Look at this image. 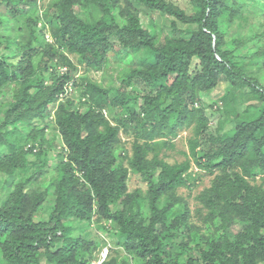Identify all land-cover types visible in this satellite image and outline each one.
<instances>
[{"label": "trees", "instance_id": "1", "mask_svg": "<svg viewBox=\"0 0 264 264\" xmlns=\"http://www.w3.org/2000/svg\"><path fill=\"white\" fill-rule=\"evenodd\" d=\"M117 1L49 0L40 8L38 0H0V51L3 45L18 51L15 60L0 54V172L12 178L13 186L0 206L2 259L6 264H91L96 242L73 236V231L77 222L98 220L111 221L109 227L142 264H261L264 185L251 179L264 174V43L259 45L264 22L260 32L241 33L252 13L245 0H190V11L169 0H135L172 18L173 35L162 39ZM78 6L87 19L76 13ZM41 18L55 26L54 43L43 45L37 36ZM19 19L26 28L1 36L5 25ZM193 24L196 29L190 28ZM235 25L239 38L228 40L227 32ZM25 29L30 40L22 42L19 36ZM124 49L144 52L145 58L125 69L119 85L75 78L77 62L87 70H101ZM72 79L85 98L81 105L70 97L60 100ZM222 80L234 92L248 89L257 100L248 109L259 105L261 112L238 118L232 130L210 132L202 95ZM58 101L55 122L67 154L60 176L46 185L39 178L49 161L43 150L26 147L21 132L31 130L28 137H40L45 144V130L35 123L44 122ZM184 127L192 130L189 153L171 163L162 156L163 148H173ZM122 133L133 134L127 158L117 152ZM193 163L215 173L201 200L209 209L208 219H219L222 233L203 236L200 257L183 262L186 250L171 257L165 237L179 234L172 227L187 226L186 215L171 218L177 203L187 210L177 193L194 181ZM130 171L147 184L145 192L127 190ZM50 196L44 208L47 218L42 219L39 211ZM143 201H148V218ZM238 223L246 224L230 236L228 231ZM101 264L120 262L106 257Z\"/></svg>", "mask_w": 264, "mask_h": 264}, {"label": "rangeland", "instance_id": "2", "mask_svg": "<svg viewBox=\"0 0 264 264\" xmlns=\"http://www.w3.org/2000/svg\"><path fill=\"white\" fill-rule=\"evenodd\" d=\"M40 8H44L49 0H38ZM173 3L179 5L180 7L186 9L187 11L191 10L190 0H169ZM246 1V10L251 11L250 15V24L246 23L244 30L241 32L243 34H248L249 31L260 32L261 25L264 22L262 17L264 13V0H245ZM117 4L123 10H132L139 15L142 23L148 29L155 30L162 39L165 35L172 36L171 23L172 18L163 16L158 12L149 10L141 3L135 0H118ZM43 11V10H42ZM41 11V15H42ZM76 13L87 19V14L83 12V9L79 6L75 9ZM93 11V10H92ZM98 15L101 14L98 10L95 11ZM118 12V11H117ZM102 15V14H101ZM26 22L23 20H13L10 26L5 25L1 30V36L11 37L16 32L20 31V28L25 26ZM27 26V25H26ZM25 26V28H26ZM184 25H180L183 27ZM185 27V26H184ZM190 28L196 29L197 25H190ZM37 36L43 41V45L47 42L54 43L55 39L53 33L56 31L54 25L50 24L49 21L41 18L39 24L37 25ZM239 31L237 26L232 27L227 32V39L233 40L234 38H239ZM30 30L25 29L19 36L22 42L30 40ZM264 39L259 43L262 45ZM33 46L38 48L39 44L33 43ZM256 48L253 47L251 50L254 51ZM244 50L241 49V53ZM18 51L16 47L12 49H7L5 45L2 46L0 54H6L10 59L15 60ZM72 59L77 62V57L71 55ZM36 57V63H37ZM145 58L144 52L132 53L130 50L124 49L122 51L121 57L112 58L108 65L101 70H87L83 64H79V70L75 76H88L95 82H99L105 86H117L122 81V76L125 73L126 68H133L139 66ZM59 71L65 72V67H59ZM264 84V79H263ZM68 92L62 96V99L70 97L81 105L82 101L85 98H80V92L74 87V79L67 85ZM144 87V86H142ZM246 90V91H244ZM248 89H243L242 91L234 92L232 86L227 80H222L220 84L213 89L211 92L204 93L202 95L203 103L202 105L206 108L207 115L210 119V132H215L219 128L222 132L229 131L234 129L237 126V121L239 119H250L256 117L260 114L261 108L254 107L248 109L249 104H257L254 95L247 92ZM59 100V101H60ZM58 102L51 104L49 107V112L44 119V122L40 119L36 121L39 128L45 130L44 137L47 142L42 144L40 142V137L33 141L31 137H28L30 134L29 130L21 132L24 136V143L26 147L30 148L32 145L35 147L34 150H43V158L49 161V164L46 165L45 169L47 170L45 174L40 175L39 180L45 183L46 185L60 176L59 166L61 162L66 160V151L62 150L64 147V141L60 135V132L56 126L55 114L58 108ZM115 112H119L120 109L116 107ZM2 116H0V121ZM20 134V132H18ZM192 135V130L190 127H184L179 130V135L174 138V147L166 148L164 146L162 151V156L166 158L167 161L171 163L180 162L186 159L185 153H189L188 141ZM122 141L119 144L117 152L123 157L127 158L132 154V141L133 134L126 135L125 133L121 134ZM206 147V146H205ZM66 148V147H65ZM33 160L36 159V156L31 157ZM42 158V159H43ZM126 162V161H125ZM127 163V162H126ZM191 173L194 176V181L191 182L188 186L182 187L178 190L177 195L183 198V201L186 203L187 210L183 206H180L182 203H177L174 208L177 207V211L172 216L177 217L179 215H186L187 226H174L172 228L177 229L179 234L175 236H166L165 241L167 244L168 254L175 255L181 248L185 249L184 254L180 258L181 261L186 262L189 258H198L201 255L200 248L198 243L203 241L202 237L211 234L222 233V230L219 229L220 221L218 218L214 220L208 219L209 209L204 205L201 200L202 194L212 186V181L214 179L215 173H209L204 169L198 168V166L193 163L190 169ZM18 182L20 180H17ZM252 182L257 184L264 185V174L258 173L256 178L251 179ZM12 178L10 179L6 174L0 172V206H2L8 199L10 193L13 191ZM137 189L145 190L147 189V184L142 180L139 174H136L132 171L129 172V177L127 180V190L129 192H135ZM52 196L49 197L48 202L43 204L39 211V217L42 219L47 218L45 214V206L49 205V202L52 201ZM165 201V198L162 202ZM143 213L145 217L150 216L148 201H143ZM111 221H82L77 222L74 226L73 236L76 237H86L92 238L96 242V248L92 249L91 252L95 259L92 260L91 264H99L106 257H115L118 259L120 264H142V260L136 256L134 253H129L126 249L125 243L121 240L117 233L115 234V228L109 227ZM246 223H238L235 227L231 228L228 231V234L234 237ZM170 233V232H169ZM184 246V247H183ZM168 258V257H167ZM166 258V259H167ZM170 259V258H168ZM0 264H6L0 255ZM264 264V261L261 262Z\"/></svg>", "mask_w": 264, "mask_h": 264}, {"label": "clouds", "instance_id": "3", "mask_svg": "<svg viewBox=\"0 0 264 264\" xmlns=\"http://www.w3.org/2000/svg\"><path fill=\"white\" fill-rule=\"evenodd\" d=\"M104 260V259H103ZM102 262V261H101ZM101 262H100V264H101Z\"/></svg>", "mask_w": 264, "mask_h": 264}, {"label": "built area", "instance_id": "4", "mask_svg": "<svg viewBox=\"0 0 264 264\" xmlns=\"http://www.w3.org/2000/svg\"><path fill=\"white\" fill-rule=\"evenodd\" d=\"M99 264H100V262H99Z\"/></svg>", "mask_w": 264, "mask_h": 264}]
</instances>
